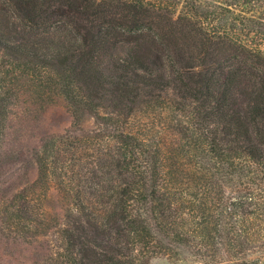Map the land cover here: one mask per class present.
Instances as JSON below:
<instances>
[{"label":"trees","instance_id":"16d2710c","mask_svg":"<svg viewBox=\"0 0 264 264\" xmlns=\"http://www.w3.org/2000/svg\"><path fill=\"white\" fill-rule=\"evenodd\" d=\"M25 87L120 123L72 170L51 264L169 261L164 243L203 264H262L264 0H0V138ZM143 108L157 123L133 119ZM236 174L246 182L226 192Z\"/></svg>","mask_w":264,"mask_h":264},{"label":"rangeland","instance_id":"374dc122","mask_svg":"<svg viewBox=\"0 0 264 264\" xmlns=\"http://www.w3.org/2000/svg\"><path fill=\"white\" fill-rule=\"evenodd\" d=\"M25 88L26 92L20 88L21 92L13 97L0 138V264H51L55 252L60 250L58 231L75 213L71 196L75 187V182L71 181L72 170L77 172L89 166L92 160L96 162L98 152L107 142L102 138L104 126L115 127L120 123L112 120L116 117L109 107L92 108L91 113L81 116L67 108L62 97L47 93L37 95ZM132 116L154 124L159 120L151 109L143 108ZM65 150L67 152L63 153ZM90 154L94 157H89ZM41 159H44L43 164L38 163ZM62 161L66 174L59 177L58 168L52 171V162L60 167ZM44 166L53 174L41 175ZM229 179L224 184L226 192L246 182V178L238 174ZM25 201L27 207L42 209L39 222H25L17 217L24 207L19 205ZM32 218L36 220L37 216L32 214ZM9 219L11 226L5 224ZM249 220L257 224L255 218ZM164 245L172 258L169 261L156 259L152 264H203L190 244ZM257 251L250 248L248 252L256 254ZM261 262L264 264V258Z\"/></svg>","mask_w":264,"mask_h":264}]
</instances>
